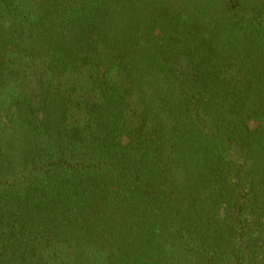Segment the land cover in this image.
I'll list each match as a JSON object with an SVG mask.
<instances>
[{
	"label": "trees",
	"instance_id": "16d2710c",
	"mask_svg": "<svg viewBox=\"0 0 264 264\" xmlns=\"http://www.w3.org/2000/svg\"><path fill=\"white\" fill-rule=\"evenodd\" d=\"M0 264H264V0H0Z\"/></svg>",
	"mask_w": 264,
	"mask_h": 264
}]
</instances>
